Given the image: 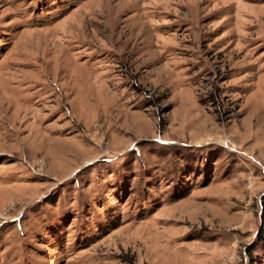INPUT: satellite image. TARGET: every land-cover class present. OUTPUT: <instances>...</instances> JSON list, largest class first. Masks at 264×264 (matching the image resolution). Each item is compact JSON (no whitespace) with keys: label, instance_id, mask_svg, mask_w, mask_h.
<instances>
[{"label":"rangeland","instance_id":"374dc122","mask_svg":"<svg viewBox=\"0 0 264 264\" xmlns=\"http://www.w3.org/2000/svg\"><path fill=\"white\" fill-rule=\"evenodd\" d=\"M0 264H264V0H0Z\"/></svg>","mask_w":264,"mask_h":264}]
</instances>
